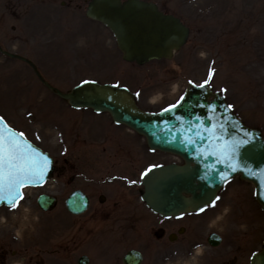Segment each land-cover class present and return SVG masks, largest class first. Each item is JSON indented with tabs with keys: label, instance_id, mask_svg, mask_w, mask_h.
<instances>
[{
	"label": "rangeland",
	"instance_id": "rangeland-1",
	"mask_svg": "<svg viewBox=\"0 0 264 264\" xmlns=\"http://www.w3.org/2000/svg\"><path fill=\"white\" fill-rule=\"evenodd\" d=\"M64 1L55 0L56 9L64 8L61 5ZM89 1L72 0L59 17L70 19L73 10L79 16L77 13L85 11ZM158 4L191 28L188 43L171 61H152L144 66L124 62L111 32L84 17L85 48L82 42L77 43V48L79 52L85 49V54L91 56H86L87 61L78 65L75 53L72 57L68 54L75 44L70 35L63 36L65 24L61 20L55 23L50 20L54 11L50 10L49 0H0V40L7 49L24 54L32 51L40 55V47L46 45L43 51L47 59L34 60L49 82L60 90H67V84L75 79L76 83L77 79L117 83L139 93V104L150 111L171 105L183 94L189 81L200 84L209 80L212 72L210 86L214 91L225 96L246 124L264 134V0H162ZM31 7L37 9L31 10ZM23 69L21 64L5 59L0 63L3 75L0 78L14 81L13 77L21 76ZM28 75L33 80V75ZM18 81L17 87L22 86V89L9 87L10 84H3L0 79V115L28 132L31 140L37 139L42 145L53 144L46 136L44 116L35 113L37 99L48 98L39 106L48 111L47 121L57 129L59 125L67 128L71 115L64 113L70 112L60 106L63 101L56 95L34 89L38 85L36 78L32 89H24L30 81L26 75L24 79L18 77ZM76 112L82 113L89 122L96 117L88 110ZM58 175L59 170L53 177ZM57 184L50 180L42 189H29L19 205L0 209V235H10L9 239L0 236V242H10L11 247L19 251V256L20 249L27 245L30 248L28 239L40 224L38 218L44 217L34 196L42 191H52V186ZM221 195L231 201L232 209L224 219V243L217 250L213 249L211 256L218 257L219 251L224 252V259H229L236 245L243 248L246 258L250 248L263 246L264 240V213L258 208L254 187L235 178L224 187ZM20 259L15 257L14 261ZM199 259H186L185 264H199Z\"/></svg>",
	"mask_w": 264,
	"mask_h": 264
},
{
	"label": "water",
	"instance_id": "water-1",
	"mask_svg": "<svg viewBox=\"0 0 264 264\" xmlns=\"http://www.w3.org/2000/svg\"><path fill=\"white\" fill-rule=\"evenodd\" d=\"M87 16L106 25L116 37L123 58L138 64L152 59H171L189 34L179 19L164 15L154 3L141 0H92ZM86 82L71 93L58 94L69 99L74 107L110 112L117 123L145 135L152 149L170 151L184 158L185 165L150 168L152 171L144 175V200L153 210L175 214L201 210L213 203L223 185L237 175L254 184L256 199L264 210V138L259 130L246 127L222 96L213 94L208 86L200 88L191 84L171 112L164 110L155 114L142 111L135 96L126 88ZM213 108L215 111L210 110ZM4 124L3 132L7 136L11 128L5 121ZM220 129L222 131H218ZM213 133L219 140L212 138ZM245 134L250 143L231 161L236 171H232L223 158L217 160L215 155H208L232 141L244 139ZM23 140L50 159L25 136ZM52 170L51 160L44 178L30 186L42 185ZM39 204L48 210L51 203L41 197ZM83 206L85 201L77 207L70 204V209L79 213L84 210ZM252 264H264V250L252 257Z\"/></svg>",
	"mask_w": 264,
	"mask_h": 264
},
{
	"label": "flooded vegetation",
	"instance_id": "flooded-vegetation-1",
	"mask_svg": "<svg viewBox=\"0 0 264 264\" xmlns=\"http://www.w3.org/2000/svg\"><path fill=\"white\" fill-rule=\"evenodd\" d=\"M71 1L61 5L65 8ZM50 5L54 11L50 20H60L62 8L56 9L55 0H50ZM68 115L71 119L67 128L58 126L64 150V186L69 181L70 185L77 182L74 190L86 193L89 208L81 215L70 216L66 200L74 190L67 188L60 227L55 226L53 234L47 230L37 233L31 249L24 248L28 261L10 264H80L81 260L85 264H124L123 258L130 251L141 254V264H180L193 258L199 246L208 248L201 264H247L242 248L231 259H224V252L219 251L218 257H212L209 236L206 243L198 234V230L217 225L224 210L165 217L142 201L141 173L151 155L163 159L169 155H150L142 137L116 127L107 116L95 115L89 122L82 113ZM12 250L10 242H0V264H8L7 257L16 255Z\"/></svg>",
	"mask_w": 264,
	"mask_h": 264
},
{
	"label": "snow or ice",
	"instance_id": "snow-or-ice-1",
	"mask_svg": "<svg viewBox=\"0 0 264 264\" xmlns=\"http://www.w3.org/2000/svg\"><path fill=\"white\" fill-rule=\"evenodd\" d=\"M211 76L212 72L209 73V80H206L203 84H194L193 86L200 88L210 86ZM189 83L192 84V81H189ZM116 87H119V85H116ZM175 107L176 105H173L172 108L166 109V111L171 112ZM210 110L215 111L214 108ZM4 127V121L0 119V203L6 202L9 205H14L16 201L23 198L21 188L30 186L33 182L39 183L44 178L51 160L42 153L36 152L31 145L25 144L23 133H15L8 129V134L5 136ZM218 131H222V129ZM246 137L247 134H245L244 139L232 141L230 144L218 148L217 151L209 152L208 155H215L217 160L223 158L228 161L227 166L232 171H236L237 169L231 161L250 143ZM212 138L219 140L216 133L212 134ZM151 171L152 169H149L145 175H148Z\"/></svg>",
	"mask_w": 264,
	"mask_h": 264
}]
</instances>
